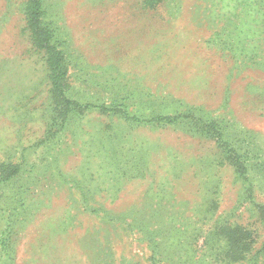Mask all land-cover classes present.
<instances>
[{"label":"rangeland","instance_id":"1","mask_svg":"<svg viewBox=\"0 0 264 264\" xmlns=\"http://www.w3.org/2000/svg\"><path fill=\"white\" fill-rule=\"evenodd\" d=\"M27 2L0 0V264H264V0H42L62 92Z\"/></svg>","mask_w":264,"mask_h":264},{"label":"trees","instance_id":"2","mask_svg":"<svg viewBox=\"0 0 264 264\" xmlns=\"http://www.w3.org/2000/svg\"><path fill=\"white\" fill-rule=\"evenodd\" d=\"M42 0H28L27 2V19L29 26L33 29L35 40L40 47H44L48 53V60L51 63L53 77V88L62 92L64 78L67 74L62 50L57 45L56 30L49 24H45L43 17ZM16 171H13L14 174Z\"/></svg>","mask_w":264,"mask_h":264}]
</instances>
